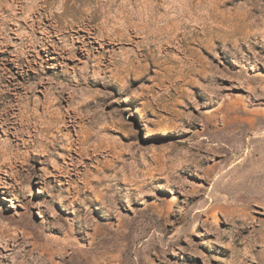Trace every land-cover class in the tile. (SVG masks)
<instances>
[{
	"label": "rangeland",
	"instance_id": "obj_1",
	"mask_svg": "<svg viewBox=\"0 0 264 264\" xmlns=\"http://www.w3.org/2000/svg\"><path fill=\"white\" fill-rule=\"evenodd\" d=\"M243 2L0 0V264H264Z\"/></svg>",
	"mask_w": 264,
	"mask_h": 264
},
{
	"label": "bare ground",
	"instance_id": "obj_2",
	"mask_svg": "<svg viewBox=\"0 0 264 264\" xmlns=\"http://www.w3.org/2000/svg\"><path fill=\"white\" fill-rule=\"evenodd\" d=\"M233 1H236V2H238L239 3V1H241V0H233ZM244 4H246L247 6H245L246 7V11H245V14L248 16V17H254L255 18V20H257V19H262L263 17H264V14H263V12H262V10L261 9H258L257 8V0H244V2H243ZM44 114V116H45V118L46 119H44V122H46L47 124H48V126H50V127H52L54 124L56 125V124H58V123H60V122H62V119H63V116H62V114L61 113H59V112H57V111H49V112H45V113H43ZM41 115V114H40ZM35 117H36V115H35ZM30 118V117H29ZM40 118V117H39ZM41 119V118H40ZM39 121V120H38ZM40 124V123H39ZM45 127V126H44ZM149 130H151V129H149ZM149 132V131H148ZM151 132V131H150ZM31 138V137H30ZM35 138V137H34ZM254 138V137H253ZM258 138V137H257ZM37 139V138H36ZM28 139H26V141H27ZM39 140H40V138H39ZM39 140H36V141H39ZM31 141V140H30ZM44 141V140H43ZM29 143V142H28ZM23 144L24 145H26L27 143L26 142H23ZM31 144V143H30ZM23 145V146H24ZM33 145V144H32ZM31 145V146H32ZM42 145H44V144H41V146ZM1 146V150H0V153H5L7 150L9 151V150H11V146H10V144L9 145H7V143H3L2 145H0ZM10 146V147H9ZM27 146V145H26ZM30 146V145H29ZM28 146V147H29ZM30 146V147H31ZM40 146V145H39ZM214 146V145H213ZM21 147V146H20ZM33 147V146H32ZM17 148V147H16ZM16 150V149H15ZM22 150V149H21ZM42 150V149H41ZM46 150V149H45ZM18 151H20V150H18ZM38 151V150H37ZM40 151V150H39ZM14 152V151H13ZM22 152V151H21ZM20 152V153H21ZM25 152H27V151H25ZM25 152L23 153V154H25ZM41 152V151H40ZM12 153V152H11ZM10 153V154H11ZM19 153V154H20ZM22 154V153H21ZM2 156V155H1ZM7 156V155H6ZM20 157H21V155H19ZM5 157V156H4ZM3 157V158H4ZM6 158V157H5ZM10 158V157H9ZM26 158V157H25ZM11 159V158H10ZM18 159V158H17ZM22 160H23V157H22ZM236 160V159H235ZM24 162V161H23ZM235 162V161H234ZM3 164H5V163H3ZM236 164V163H235ZM5 166V165H4ZM227 168V167H226ZM225 171H223V173H224ZM217 177V176H216ZM220 177V176H219ZM199 210V209H198ZM204 210V209H203ZM197 211V210H196ZM195 211V212H196ZM2 230H4V229H2ZM11 230V229H10ZM55 232V231H54ZM49 239H50V237H49ZM48 239V240H49ZM59 240V239H58ZM54 241H57V240H54ZM54 241H52V242H54ZM60 241V240H59ZM59 241H57V242H59ZM16 261V260H15ZM17 264V263H16ZM46 264V263H45Z\"/></svg>",
	"mask_w": 264,
	"mask_h": 264
}]
</instances>
